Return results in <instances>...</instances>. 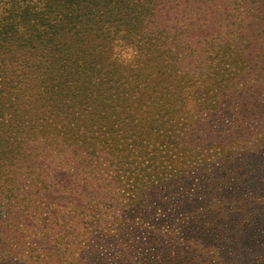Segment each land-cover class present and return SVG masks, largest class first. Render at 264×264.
Wrapping results in <instances>:
<instances>
[{"label":"trees","instance_id":"1","mask_svg":"<svg viewBox=\"0 0 264 264\" xmlns=\"http://www.w3.org/2000/svg\"><path fill=\"white\" fill-rule=\"evenodd\" d=\"M129 49L138 55L124 66ZM262 86L264 0H0V116L13 96L42 121L29 149L19 143L30 119L0 123V169L26 154L113 149L125 137L150 155L142 176L181 183L231 160V141L203 123L218 101L233 95L249 108ZM173 151L167 171L157 161Z\"/></svg>","mask_w":264,"mask_h":264},{"label":"rangeland","instance_id":"2","mask_svg":"<svg viewBox=\"0 0 264 264\" xmlns=\"http://www.w3.org/2000/svg\"><path fill=\"white\" fill-rule=\"evenodd\" d=\"M250 93L249 108L259 111L227 95L203 120L210 135L231 141L229 163L211 160L181 183L168 174L156 181L151 170L142 176L150 155L139 157L125 137L113 149L92 143L1 165L0 264H264V86ZM27 104L11 96L0 116L35 124L22 133L25 149L42 137ZM174 153L157 161L167 171Z\"/></svg>","mask_w":264,"mask_h":264},{"label":"clouds","instance_id":"3","mask_svg":"<svg viewBox=\"0 0 264 264\" xmlns=\"http://www.w3.org/2000/svg\"><path fill=\"white\" fill-rule=\"evenodd\" d=\"M123 34V33H122ZM119 42V41H118ZM138 55V53L134 52L132 49H129V54L125 58L124 66H127V63L132 61L133 56Z\"/></svg>","mask_w":264,"mask_h":264}]
</instances>
